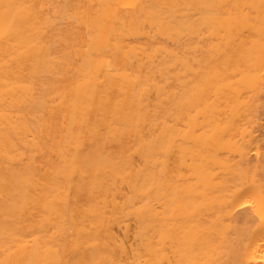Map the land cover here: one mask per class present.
Segmentation results:
<instances>
[{
	"label": "bare ground",
	"instance_id": "bare-ground-1",
	"mask_svg": "<svg viewBox=\"0 0 264 264\" xmlns=\"http://www.w3.org/2000/svg\"><path fill=\"white\" fill-rule=\"evenodd\" d=\"M0 264H264V0H0Z\"/></svg>",
	"mask_w": 264,
	"mask_h": 264
}]
</instances>
